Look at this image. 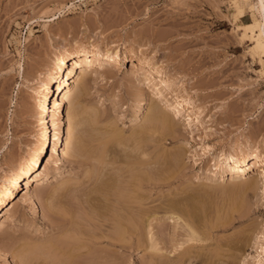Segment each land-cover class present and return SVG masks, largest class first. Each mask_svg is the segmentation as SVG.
Segmentation results:
<instances>
[{"label":"rangeland","instance_id":"obj_1","mask_svg":"<svg viewBox=\"0 0 264 264\" xmlns=\"http://www.w3.org/2000/svg\"><path fill=\"white\" fill-rule=\"evenodd\" d=\"M229 2L0 0V193L38 153L51 117L65 125L67 104L61 102L65 79L58 80L62 87L50 101H41L47 79L62 56L73 54L68 69L79 58L110 63L105 69L83 63L75 66L68 83L75 124L67 156L61 160L46 140L39 166L12 189L0 212V264H205L211 255L218 259L215 264H264V73L251 58L250 42L241 41L235 31V12ZM154 67L164 73L149 81ZM159 90L162 109L158 108L164 113L157 116L160 120L156 118L160 126L152 123L155 128L149 129L157 130L170 120L177 124L175 139L161 130L145 129L151 125L152 96ZM171 90L190 105H179ZM55 100L59 107L53 105ZM222 151L242 161L222 159ZM253 158L262 165L251 166ZM105 162L110 169L103 170L113 169L116 174L108 172L112 183L102 175ZM136 165L145 175H137ZM228 165L243 167L235 174V182ZM132 174L135 179L154 181V186L144 185L135 193L142 189L137 196L152 197L148 201L155 206L158 253H169L179 241L184 242L188 227L185 231L182 225L189 223L200 235L197 241L184 244L192 254L166 261L152 257L155 250L144 238L129 248L126 237L127 244L124 239L120 244L127 249H114L111 235L107 237L109 232L95 220L61 230L53 222L66 208L70 214L74 210V216L79 214L70 197L62 199L64 209L58 198L52 200L62 188L90 186L95 179L108 181L112 190L121 184L130 188L135 180L129 178ZM174 212L181 217L180 224L172 218ZM177 233L179 238L184 235L183 241L182 237L176 241Z\"/></svg>","mask_w":264,"mask_h":264},{"label":"bare ground","instance_id":"obj_2","mask_svg":"<svg viewBox=\"0 0 264 264\" xmlns=\"http://www.w3.org/2000/svg\"><path fill=\"white\" fill-rule=\"evenodd\" d=\"M230 2H231V5H232V7L234 8V14H233V23L235 24V31H236V33L240 36V39H241V41H243V42H250V45H252V47H250V54H251V58L254 60V61H256V62H258V64L259 65H261V67H262V69L260 70L261 71V73H264V0H254V1H252V0H230ZM229 2V3H230ZM183 3V2H182ZM186 3V2H185ZM188 5V4H187ZM185 6V5H184ZM193 7V6H192ZM191 7V8H192ZM193 9H196V8H193ZM186 10V9H185ZM192 12V11H191ZM223 14V13H222ZM226 16V15H225ZM234 31V32H235ZM233 36V35H232ZM230 38V37H229ZM240 41V40H239ZM233 42V41H232ZM235 42V41H234ZM72 55L73 54H67V55H65V56H62V58L59 60V63H58V65H57V67H56V69H54L55 70V73L54 74H52L51 76H50V78L49 79H47V82H46V85H45V88H44V92H43V94H41L42 96H41V101L44 103V104H46V102H48V101H50L51 100V98H52V93H54V91L56 90V89H61V84L59 83V79H65V82H64V87H62L63 89L61 90V92H63V94H62V97H61V102L62 103H66L67 104V108H66V110H65V114H64V116H65V119L63 118V120L62 121H64L65 123V125H61L59 122L60 121H58L59 120V118L57 119L55 116H53V117H51V119H50V123L51 124H49L48 125V129H49V132H48V134H46L47 136H46V138H45V140L44 141H42L41 142V144H40V148H39V151H38V153L37 154H35L33 157H32V159L31 160H29L30 161V163H29V165L25 168V169H23L22 171H21V173H19L18 175H17V177L13 180V182H12V184H11V186L9 187V188H7V189H5L4 191H2L1 193H0V212H1V208L3 207L4 208V204H6V202L9 200V198L12 196V189H16L17 188V186L18 185H21L22 184V180H23V177H26L30 172H32V171H34L36 168H37V166H39V161H40V158H41V156L46 152V145H47V143H49V147L51 146V149H52V151L53 152H56L59 156H61V160L62 159H65V157L67 156V153H66V146L68 145V141H69V139L73 136V133H74V124H75V117H74V114H75V112H74V105L75 104H73V102L74 101H72L71 100V97H70V95H71V88H70V84H68V83H70V81H72V78L74 77V75H73V73H74V70H75V66L78 64V63H83L84 65H86V67L88 66H95V67H97V68H99V69H105V68H108L109 66H110V63L108 62V61H106V60H101V59H91V58H79V59H76V61L75 62H73V65H72V67L71 68H67V61H68V59H70V57L72 58ZM156 67V66H155ZM154 67V68H155ZM258 71V70H257ZM163 71H162V69L160 70L159 68H155L154 69V71H149V76H147L148 78V80L150 81V79H152V77H156L157 75H163ZM259 73V72H258ZM59 80V81H58ZM152 81V80H151ZM55 86H57V87H55ZM174 94H175V96L177 97V100L179 101V105H190V102L186 99V98H183V97H180V96H178L177 95V93L175 92V90H171ZM157 93V95H154V96H152V99H151V106L152 107H150L149 108V111L151 110H153V114H151L152 115V120H150L151 119V116H150V119H148L149 121H151V122H149V123H151V125L148 127V128H146L145 127V129H149V128H151V129H154L155 127H151L152 126V123L153 124H155V122H156V120L158 119L157 118V116L158 115H160V114H162V113H164V111H162L161 109V107L162 106H160V99H159V96H160V94L162 93V91L161 90H159L158 92H156ZM61 96V95H60ZM78 98V97H77ZM150 101V100H149ZM75 103V102H74ZM60 104V103H59ZM53 105L55 106V107H59V105H58V103L56 102V100L53 102ZM150 106V105H149ZM148 106V107H149ZM161 108V109H159V108ZM188 107H190L189 108V111L190 112H193L194 114H195V116L198 118V115L196 114V112L195 111H193V109H192V107L191 106H188ZM181 110H184V107H181ZM82 113V112H81ZM167 114V113H166ZM167 116V115H166ZM164 117H165V115H164ZM157 118V119H156ZM81 120V119H80ZM158 120H160V119H158ZM163 120V119H162ZM168 120V119H167ZM164 121H165V119H164ZM164 121H163V123H164ZM78 122V121H77ZM169 122V123H168ZM172 121H165V123L161 126V127H157L158 129L156 130H151V129H149L150 131H160L161 130V134L162 135H164L163 133L165 132L166 133V135L165 136H172L173 137V139H175V138H177L178 136H176V125L177 124H173V123H171ZM190 122H192V121H189L188 123H186V125L187 124H189ZM148 123V122H147ZM159 124H155V125H158V126H160V124H161V122H158ZM145 126V125H144ZM188 126V125H187ZM143 129V128H142ZM148 130V131H149ZM163 131V132H162ZM110 133V132H109ZM152 134H153V132H152ZM183 134V133H182ZM117 135V134H116ZM181 135V134H180ZM115 136V135H114ZM143 137V136H142ZM158 137V136H157ZM132 139V138H131ZM163 139V138H162ZM161 139V140H162ZM46 140H48L47 141V143H46ZM108 141H109V139H107ZM115 140V139H114ZM124 140V139H123ZM126 140V139H125ZM150 140H151V138H150ZM82 141H84V140H82ZM96 141V140H95ZM111 141V140H110ZM116 141V140H115ZM114 141V142H115ZM121 141V140H120ZM142 142H143V140H141ZM182 141V140H181ZM107 142V141H106ZM113 142V141H112ZM117 142V141H116ZM141 142V143H142ZM78 143V142H77ZM104 143V142H103ZM125 143V142H124ZM84 144V143H83ZM143 144H144V142H143ZM147 144V143H146ZM110 145V144H109ZM78 146H80V145H78ZM82 146V145H81ZM114 146H115V144H114ZM147 146V145H146ZM142 147H143V145H142ZM150 147V146H149ZM99 148H100V146H99ZM107 148H109V147H107ZM141 148V147H140ZM145 148V147H144ZM147 148V147H146ZM80 149V148H79ZM92 149V148H91ZM115 149V148H114ZM164 150V149H163ZM80 151V150H79ZM83 151V150H82ZM90 151H93V150H90ZM141 151V150H140ZM87 152H89V151H87ZM107 152H108V150H107ZM114 152V151H113ZM134 152V151H133ZM142 153H143V151H141ZM144 152H145V150H144ZM83 153V152H82ZM102 153V152H101ZM104 153V152H103ZM76 154L78 155L79 153H77V151H76ZM81 154V153H80ZM107 154V153H106ZM144 154V153H143ZM101 155H103V158H105V154H101ZM133 155V154H132ZM146 155V154H145ZM161 155H163V154H161ZM175 155V154H174ZM79 156V155H78ZM86 156V155H85ZM99 156H100V153H99ZM128 156V155H127ZM155 156V155H154ZM160 156V155H159ZM169 156V155H168ZM245 157V154L244 155H241V157ZM81 157V156H80ZM150 158H151V156H149ZM176 157V156H175ZM179 157V156H178ZM219 157L220 158H230V159H233V160H236L237 162H240V161H242L241 159L242 158H239V156H237L236 154H234V153H228V152H225V151H222V152H220L219 153ZM83 158V157H82ZM85 158V157H84ZM89 158V157H88ZM138 158V157H137ZM149 158V159H150ZM98 159V158H97ZM156 159V158H155ZM110 160V159H109ZM91 161H92V159H91ZM99 161V160H98ZM116 161V160H115ZM159 161V160H158ZM139 162V161H138ZM150 162V161H149ZM106 163V162H105ZM142 163H143V161H142ZM157 163V162H156ZM92 164V163H91ZM94 164V163H93ZM109 165L111 164V163H108ZM138 164V163H137ZM145 164V163H144ZM163 164V163H162ZM104 165H106L105 166V168H101V170H102V173H103V169H106L107 170V168L106 167H108L107 166V163L106 164H104ZM112 165V167L113 166H115V165H113V164H111ZM124 165V164H123ZM128 165H130V164H128ZM132 165H135V164H132ZM131 165V166H132ZM143 164H141V166H142ZM145 165H147V164H145ZM262 165V161H260V160H258V159H255V158H253L252 160H251V166H261ZM127 166V165H126ZM130 166V167H131ZM138 166H140V164L138 165ZM141 166H140V168H141ZM102 167H103V165H102ZM111 167V166H110ZM133 167H135V166H133ZM132 167V168H133ZM136 167H137V165H136ZM146 167V166H145ZM144 167V168H145ZM113 168H115L116 169V166L115 167H113ZM120 167H118L117 169H119ZM139 167H137V169H138ZM143 168V169H144ZM149 168V167H148ZM147 167L145 168L146 170L148 169ZM108 169H110L109 167H108ZM114 169V170H115ZM116 169V170H117ZM98 170V169H97ZM115 170V171H116ZM121 170V169H120ZM132 170V169H131ZM139 171H137V170H135L134 171V169L132 170V171H134L135 173H136V171H137V175H139V174H141L142 172L140 171V169H138ZM142 170V169H141ZM227 170H233L234 172L230 175L231 176V181L232 182H235V180L237 181V176H235V174L236 173H239L240 171H242L243 170V167L242 166H236V165H228V167H227ZM145 171V170H144ZM149 171H150V169H149ZM99 172V171H98ZM105 173H101V171H100V173L102 174V175H104L105 174V176H109V174H115V172L113 171V169H112V172H111V170L109 171H104ZM108 172H109V174H108ZM130 172V171H129ZM146 172V171H145ZM145 172L144 173H142V175L144 174L145 175ZM47 173V172H46ZM95 173H96V171H95ZM123 173H125V172H123ZM127 173V172H126ZM133 173V172H132ZM139 173V174H138ZM149 173V172H148ZM98 174V173H97ZM107 174V175H106ZM122 174V173H121ZM46 175V174H45ZM49 175V174H48ZM93 175V174H92ZM98 175H100V174H98ZM116 175V174H115ZM119 175H120V173H119ZM130 175V174H129ZM133 175V174H132ZM147 175V174H146ZM101 176V175H100ZM128 176V175H127ZM136 176V175H135ZM140 176V175H139ZM150 176V175H149ZM110 177L111 176H109L108 178L110 179ZM119 177V176H118ZM124 177V176H123ZM132 177H134V175L133 176H131V177H129V178H132ZM92 178V177H91ZM98 178V177H97ZM101 178V177H100ZM107 178V177H106ZM126 178V177H125ZM105 179V178H104ZM103 179V180H104ZM108 179V180H109ZM112 179H113V176H112ZM112 179H110L109 181L112 183ZM133 179H135V178H132V181H133ZM215 179V178H214ZM217 179V178H216ZM97 180H99V179H97ZM102 180V179H101ZM101 180H99V181H101ZM124 180V179H123ZM126 180V179H125ZM222 179H220V181H221ZM86 181V180H85ZM89 181V180H88ZM87 181V182H88ZM92 180H90V182H91ZM116 181V180H115ZM127 181V180H126ZM128 181H130V179L128 180ZM215 181H219L218 179L217 180H215ZM230 181V182H231ZM89 182V183H90ZM93 183L92 184H90V186L88 187V186H86V187H81L80 185L78 186V187H76V188H62V190H60L59 192H57L58 194L57 195H54V198L55 199H52L53 201L54 200H56V198H58V202H57V200H56V202L57 203H61V208H63L64 209V207H62V199L64 198V199H67L68 197H70L69 198V200L70 199H72L74 202L73 203H77L76 204V206L75 207H73V208H76L75 209V213H79V214H75V216L76 215H79L78 217H80V219L81 220H79V218L76 216H74V213H72L74 210H71V208H70V210L72 211H70L71 212V214L69 213V212H66V211H68V208H66L65 209V213L63 212V210H61V208H60V210L61 211H59V213H58V206L57 205H55V203L54 202H52V203H54V205L55 206H57V207H55L56 208V211L57 212H55V213H58V214H56V216H54L53 217V222H56L57 224L59 223L61 226L59 227L60 228V230H61V228H67L68 226H70V227H73V225L74 224H76V225H80V224H83V225H81L82 227H84V226H87V225H90V223H92V220L94 221H97V224L98 225H100V227H105L106 228V233L107 232H109L107 235V237H109V235H111L109 238L113 241L112 243H111V245L113 246V247H115L114 249H116V247H118V246H120V247H123V248H126L125 247V244L124 245H122V244H120V242H122L123 243V239L124 238H128V240L130 241V243H129V245H126V246H129V248H130V246L132 245V243L133 244H135V240H139L140 241V243H141V241H144L145 239H148V240H145V241H149V245H148V247L151 245V247L155 250V252H153L152 253V257H154L155 256V258L156 257H158V259H160V258H162V257H164V258H166V261H168L167 259H172V257H173V259L175 258V257H177V255H184V256H186L187 254H192V253H188V251H190V250H188L189 248H187V247H185L184 246V244L185 243H187V242H189V241H197L198 240V237H200V235H196V231L194 230V228H193V226H192V224H189V223H186L185 225H184V227H183V225H182V228H184V230L186 229V227H188V229H186L187 230V232H185V233H183V234H185V236L184 237H186V238H184L185 239V241L184 242H180L179 241V243L178 244H174L175 246L173 247V248H171V251L169 252V253H164V254H159L158 252L159 251H161V248H157V246L159 245L158 244V242H157V238H156V236H155V234H154V232L156 231V230H154V221H155V212H154V210L153 209H155V206H152V205H150L151 203L148 201V200H151L152 199V197L150 196V195H148L147 197H139V196H137L138 195V193L142 190H138V192H137V194L135 193V190H137V188L139 189V188H143L142 186H144V185H148V186H154V184H152L151 182H154V181H149V180H146V178L144 179L143 177L141 178V177H137V179H135L133 182H130V183H133V184H130V186H132V187H130V188H127V189H129V190H126V188L124 189L123 187H120V188H123V189H120V190H118L119 189V187H116V188H118V189H116V188H114V190H112V186L113 185H111V188L109 187V182L108 181H106V182H100V183H103V184H101L100 185V183H97L98 181H96V179L94 180V181H92ZM109 184H108V183ZM124 183V182H123ZM254 183V182H253ZM252 183V184H253ZM259 184H260V182H258ZM257 183V184H258ZM108 184V185H107ZM247 184H249V182L247 183ZM258 184V185H259ZM119 185V184H118ZM117 185V186H118ZM249 185H251V184H249ZM248 185V186H249ZM252 186H254V185H252ZM115 187V186H114ZM128 187H129V184H128ZM147 187V186H146ZM131 188H133L132 190H131ZM158 188V187H157ZM248 188V187H247ZM250 188H252L251 186H250ZM115 189L116 190H118V191H115ZM144 189V188H143ZM153 189V188H152ZM246 189V188H245ZM115 191V192H114ZM55 192V191H54ZM132 192V193H131ZM148 192V191H147ZM160 192V191H159ZM51 193V192H50ZM55 194V193H54ZM94 194H96V195H94ZM140 194V193H139ZM158 194V193H157ZM48 195V194H47ZM93 197H92V196ZM154 195V194H153ZM52 195H50V197H51ZM90 196V197H89ZM95 196V197H94ZM143 196H145V195H143ZM48 198V199H51V198ZM99 197V198H98ZM189 197H190V195H189ZM88 198H92L91 200H89ZM191 198V197H190ZM88 199V200H87ZM72 200H71V202H72ZM48 201V200H47ZM50 201V200H49ZM152 201V200H151ZM64 202H67V200H65ZM174 202V201H173ZM8 203V202H7ZM73 203H71V204H73ZM153 203H154V201H153ZM188 203V202H187ZM187 203H185V204H187ZM69 204H70V201H69ZM71 204L69 205V206H71ZM74 204V205H75ZM173 204V203H172ZM51 205V204H50ZM60 205V204H59ZM6 206V205H5ZM67 206V205H66ZM65 206V207H66ZM159 206V205H158ZM185 206V205H184ZM54 207V206H53ZM154 207V208H153ZM171 207H173L172 205H171ZM177 206H174V208H176ZM182 207H183V205H182ZM163 208V207H162ZM94 209H95V211H96V209L98 210V214L96 213V212H94ZM54 210V209H53ZM77 210V211H76ZM159 210V209H158ZM157 210V211H158ZM162 210V209H161ZM171 210V209H170ZM169 210V211H170ZM174 210V209H173ZM92 211L94 212V213H92ZM156 211V210H155ZM166 211H167V209H166ZM175 211V210H174ZM180 211V210H179ZM183 211V210H182ZM60 212H62L63 214H61ZM168 212V211H167ZM93 214H95L96 216H94V217H91ZM179 213V212H178ZM73 214V215H72ZM143 216H142V215ZM165 214V213H164ZM183 214V213H182ZM198 214V213H197ZM72 215V216H71ZM172 215H175V217L173 216H171L172 218H174V220H176L177 219V222L176 223H178V221H179V223L178 224H180L181 222H180V219H181V217L179 216V215H176L175 214V212L172 214ZM180 215H181V213H180ZM195 215V214H194ZM138 216H140V217H138ZM142 216V217H141ZM183 217V216H182ZM190 217V216H189ZM76 218H77V220H79V222L77 221V223H75L76 221ZM139 218L141 219V220H139ZM185 218V217H184ZM192 218H193V216H192ZM75 219V220H74ZM171 219V218H170ZM187 219V218H186ZM73 220H74V223H73ZM173 220V219H172ZM188 221H190L189 219H188ZM73 223V224H72ZM79 223V224H78ZM95 223V222H94ZM175 223V224H176ZM196 224H198V223H196ZM72 225V226H71ZM94 224H92V226H93ZM181 225H179L177 228H179ZM186 226V227H185ZM70 227H68V228H70ZM74 227H75V225H74ZM73 227V228H74ZM89 227V226H88ZM93 227H95V225L93 226ZM98 227V226H97ZM162 227V226H161ZM77 228V227H76ZM59 230V229H58ZM104 230V229H103ZM185 230V231H186ZM104 231V232H105ZM161 231H163L164 232V230H161ZM103 232V233H104ZM105 233V234H106ZM187 233V234H186ZM88 234V233H87ZM86 234V235H87ZM157 235V234H156ZM88 236V235H87ZM91 236V235H90ZM174 236H176V235H174ZM174 236H173V238H174ZM179 235H178V233H177V237H178ZM181 236V235H180ZM183 236H181L180 238L182 239H180L179 237V239H176V241H178V240H181V241H183ZM164 237V236H163ZM74 239V237H71L70 239ZM144 238V240H142ZM199 239H202V238H199ZM205 239V238H204ZM203 239V240H204ZM86 240V239H85ZM89 240V239H88ZM127 240V241H128ZM159 240V239H158ZM124 241H126V239H124ZM127 241H126V244H127ZM205 241H206V239H205ZM64 242V241H63ZM84 243V242H83ZM62 244V243H61ZM60 244V245H61ZM137 244H139L138 242H137ZM158 244V245H157ZM110 245V246H111ZM153 245V246H152ZM56 246H58V244L56 245ZM84 247V246H83ZM159 247V246H158ZM81 248H82V246H81ZM128 248V249H129ZM164 248V247H163ZM162 248V250H164ZM83 249V248H82ZM127 249V248H126ZM135 249V248H134ZM80 250V249H79ZM78 250V251H79ZM168 250V249H167ZM166 250V251H167ZM165 251V252H166ZM82 252V251H81ZM174 253V254H173ZM81 255L83 254V253H80ZM172 254L174 255V256H172ZM78 255V254H77ZM80 255V256H81ZM21 256V255H20ZM79 256V257H80ZM24 257V256H23ZM52 257V256H51ZM50 257V258H51ZM152 257H151V259H152ZM182 257V256H181ZM33 258V257H32ZM155 258H153L154 260H155ZM190 258V257H189ZM192 258V257H191ZM150 259V258H149ZM152 259V260H153ZM157 259V261H159ZM51 260H53L52 258H51ZM151 260V261H152ZM207 260V259H206ZM217 258H215V257H212V255H211V258H209L208 259V261H207V263H205V264H215V262H217ZM27 261V260H26ZM35 261V260H34ZM48 261V260H47ZM50 261V260H49ZM75 261V260H74ZM77 261V260H76ZM92 261V260H91ZM171 261V260H170ZM31 262V261H30ZM45 262H46V259H45ZM53 262V263H52ZM58 262V261H57ZM102 262V261H101ZM39 263V262H38ZM51 263L52 264H55L56 263V261L54 262V261H51ZM88 263H89V261H88ZM103 263V262H102ZM160 263H161V261H160ZM171 263V262H170ZM43 264V263H42ZM57 264V263H56ZM74 264H75V262H74ZM76 264H82V263H77L76 262ZM158 264H159V262H158ZM164 264V263H163Z\"/></svg>","mask_w":264,"mask_h":264}]
</instances>
